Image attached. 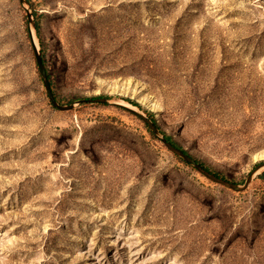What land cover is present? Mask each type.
<instances>
[{"label":"rangeland","instance_id":"rangeland-1","mask_svg":"<svg viewBox=\"0 0 264 264\" xmlns=\"http://www.w3.org/2000/svg\"><path fill=\"white\" fill-rule=\"evenodd\" d=\"M0 0V264H264V0ZM39 30H32L28 13ZM122 99H130L141 108Z\"/></svg>","mask_w":264,"mask_h":264},{"label":"water","instance_id":"water-1","mask_svg":"<svg viewBox=\"0 0 264 264\" xmlns=\"http://www.w3.org/2000/svg\"><path fill=\"white\" fill-rule=\"evenodd\" d=\"M21 4L26 8V10L28 11V3L26 0H20ZM28 20H29V24L32 28V30H36V25H34V23L32 22V15L30 14V12L28 13ZM31 41L33 43L34 46V51H35V57H36V63L39 69V73L40 76L43 80V84L46 90V93L49 97V100L52 104V106L55 109H58L59 111H71L74 109L75 105H82V104H103V105H112V106H117V107H121L123 109H126L127 111H129L130 113L134 114L135 116H137L139 119H141L149 128V130L151 131V133L157 138L159 139L162 144L166 147V149L172 153L174 156H176L177 158L181 159L182 161H184L185 163L189 164L190 166L194 167L202 176H204L207 180H209L210 182L222 186L224 188H227L229 190H232L234 192H243L245 191L250 183L253 180V176L254 174L259 171L262 167L264 166H258L256 168V170L248 177V179L246 180L245 184L243 186L237 185L235 183H232L230 181L224 180V179H220L218 178L216 175L210 173L209 171H207L205 168H203L200 164H198L196 162V160L194 158H192L190 155L185 154L181 149H178L176 147H174L171 143H168L165 139V136L162 134L161 130L154 124V122H152L151 119H149L148 117H146L144 114L138 112L137 110L131 108L130 105H125L122 104L120 102H116V101H112L110 99H105V98H92V99H82L79 100L78 102H74L71 103L68 106H62L60 105L53 93H52V89H51V85H50V81L48 79V74L45 68V65L43 63V59L41 54L39 53L38 49L36 48V45L34 43V39L31 35Z\"/></svg>","mask_w":264,"mask_h":264},{"label":"trees","instance_id":"trees-1","mask_svg":"<svg viewBox=\"0 0 264 264\" xmlns=\"http://www.w3.org/2000/svg\"><path fill=\"white\" fill-rule=\"evenodd\" d=\"M38 28H39V27L36 25V29H37V31L39 30ZM42 59H43V58H42ZM43 63H44V59H43ZM48 79H49V76H48ZM96 98H105V99H108L109 97H96ZM96 98H94V99H96ZM122 100H124L125 102L131 104V105L134 106V107L141 108V106H140L139 104L135 103L134 101H132V100H130V99H122ZM147 114H148V118L151 119L152 122H154V124L159 128V126H158L156 120H155L154 117H153V113L148 112ZM149 133L151 134L152 137H154L153 134L151 133V131H149ZM164 136H165V139H166V141H167L168 143H171L174 147H176V148H178V149H181L185 154L189 155V153H188L187 151H185L183 148H181V147H180V146H179V145H178V144H177V143H176L171 137L167 136L166 134H164ZM192 158H193V157H192ZM182 162H183V161H182ZM196 162H197L198 164H200L203 168H205L207 171H209L210 173L216 175L218 178L226 180L225 178H223V177L219 176L218 174L214 173L213 171H211V170H210L208 167H206L204 164L200 163V162L197 161V160H196ZM186 164H187V163H186ZM187 165H189V164H187ZM259 178H260L261 180L264 181V173L261 174ZM227 181H228V180H227Z\"/></svg>","mask_w":264,"mask_h":264}]
</instances>
